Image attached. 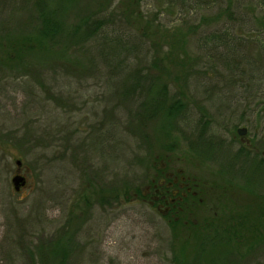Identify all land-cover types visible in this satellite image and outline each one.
Here are the masks:
<instances>
[{
    "label": "rangeland",
    "instance_id": "374dc122",
    "mask_svg": "<svg viewBox=\"0 0 264 264\" xmlns=\"http://www.w3.org/2000/svg\"><path fill=\"white\" fill-rule=\"evenodd\" d=\"M128 2L77 0L65 35L21 64L3 65L0 49V264H174L191 249L162 216L182 197L180 182L203 184L198 215L210 220L264 195V79L252 80L264 72V0H140L134 13ZM33 13L0 0V37L28 32ZM89 13L110 22L101 38L73 33ZM213 36L256 64L226 67ZM129 78L153 85L143 97L158 118L139 131L121 91ZM161 93L184 103L178 118L158 115ZM15 172L25 177L19 191ZM153 184L167 188L159 210L125 197ZM217 264H264V235Z\"/></svg>",
    "mask_w": 264,
    "mask_h": 264
},
{
    "label": "trees",
    "instance_id": "16d2710c",
    "mask_svg": "<svg viewBox=\"0 0 264 264\" xmlns=\"http://www.w3.org/2000/svg\"><path fill=\"white\" fill-rule=\"evenodd\" d=\"M76 1L77 0H22L24 4H29L33 9L34 13L30 21L32 27L29 28L28 32L20 33L11 38H7L6 36L0 37V49H2L5 55L3 65L11 66L16 62V64H21L20 62H23L25 56L44 54L49 45L57 43L58 38L61 35H65L64 14L69 8V5ZM139 1L140 0H129L130 9L127 11L129 13H134L136 10L135 7H138L137 3ZM81 20L80 25L76 24L73 27V33L76 34L79 32L77 36L80 35L85 39L101 38L105 28L110 23L104 16H101V14L99 16H94L89 13V15ZM212 38L221 41L220 36H213ZM228 43L229 42L224 40L223 42L221 41V44L209 46L212 50H216L218 47L225 48L224 51H219L217 59L227 65L226 67H235L238 64L239 58L244 60L248 66L256 64L254 60L246 59L245 56L242 54L240 55V52L239 55L235 54L236 49L239 50V45ZM242 43H244V40L241 39L239 44L243 45ZM261 47L264 49L263 45H261ZM153 62H158V60H154ZM260 62L261 64L259 66L264 68V52L260 53ZM262 74H264V72ZM262 74L252 78V80L255 81V85L263 81L264 78L262 77L264 76ZM129 76L131 77L130 74ZM128 80L129 83L124 86L121 91L123 92V97L129 98L135 107L134 110L128 112L132 113V119L135 118V123L132 127L139 131L145 127L146 122L152 117L157 116L156 112H148L145 109L146 102L143 97L151 91L153 85L150 82L147 87L143 88L138 81L132 80L131 78ZM227 80L234 86L233 80L226 78L223 88L225 90L227 89ZM131 81H133L132 84ZM246 82L248 87L245 88L251 89L249 82ZM255 85L253 84V87ZM166 88V85L162 86L161 91L163 94H166ZM162 93L161 101H158V103H160V107L158 108L162 111L159 110L160 113H158V115L162 117L167 115L171 120L178 118L185 111L184 103L180 100L179 96L174 97L173 100L166 103L167 101L164 99ZM231 108L232 106L230 103L226 111L221 112V116H226ZM231 116L232 115H228V117ZM203 124L205 125V122H203ZM127 127H131V125ZM238 153L240 156L249 154L243 147L238 150ZM151 180L154 183L152 178ZM202 185L203 184L196 185L198 188L194 189L196 191L195 195L187 193L186 198L182 196L180 199L176 200V206L168 203L167 212L165 211L162 214V216L167 219L172 237L175 238V240L180 238V241L184 245L191 248L187 249V252L181 253L182 260L174 259V264H194L195 260L201 256L205 259V262L217 264L218 258L227 257L234 252L239 254L240 249L252 247L255 243L261 241L264 235V195L256 196L253 199H244L240 206L237 207V210H235L236 212H230L217 220H210V218L208 219L206 217L200 218L198 215L199 210H201L200 205H202L205 200L203 195L204 187H202ZM160 187L162 186L153 184L152 187L150 186V192L145 194L140 189L134 188L133 193L128 192L125 194V197L129 198L131 196L130 198H133L136 196L142 199L147 198L149 202L159 210V205L167 195L166 187H162L163 192H161V194L160 192H155V189L160 191ZM197 190L202 191V194H199ZM154 197H158V200ZM113 198L114 202L118 203L117 194H115ZM218 221H221V226L217 224L216 227L215 224ZM215 230H220L222 233H217ZM205 244L210 246V251H208V253L202 252V249L205 248Z\"/></svg>",
    "mask_w": 264,
    "mask_h": 264
},
{
    "label": "water",
    "instance_id": "95a60500",
    "mask_svg": "<svg viewBox=\"0 0 264 264\" xmlns=\"http://www.w3.org/2000/svg\"><path fill=\"white\" fill-rule=\"evenodd\" d=\"M246 129L244 127L238 128L237 129V134L238 135H243L245 134ZM16 165L19 166L20 165V161L16 160ZM11 183H12V187L15 191H19L21 187H23L25 185V177L21 174H19L18 172L16 174H14L11 178Z\"/></svg>",
    "mask_w": 264,
    "mask_h": 264
},
{
    "label": "flooded vegetation",
    "instance_id": "af4514ba",
    "mask_svg": "<svg viewBox=\"0 0 264 264\" xmlns=\"http://www.w3.org/2000/svg\"><path fill=\"white\" fill-rule=\"evenodd\" d=\"M237 129H238V128H237ZM236 132H237V130H236ZM237 135H238V134H237ZM243 135H244V134H243ZM239 136H242V135H239ZM181 180H182V182L184 181L183 179H181ZM180 184H181V185H184V186L182 187L181 185H180V186L178 185V188H180V187H181L180 189L185 188V190H184L183 193H182V196H183V197H185L187 193H191L192 195H195V194H196V191L194 190V189H196V185H195L194 183H192V182H191V183H189V182H187V183H181V182H180ZM160 189H161L160 191H159V190L157 191V190L155 189V192H160V194H161V192H163V190H162L163 188L160 187ZM178 190H179V189H178ZM149 192H150V187H149V190H148L147 193H149ZM166 192H167V191H166ZM163 197H164V195H163ZM154 198H155L156 200H158V197H154ZM167 210H168V208H167ZM167 210H166V211H167Z\"/></svg>",
    "mask_w": 264,
    "mask_h": 264
}]
</instances>
